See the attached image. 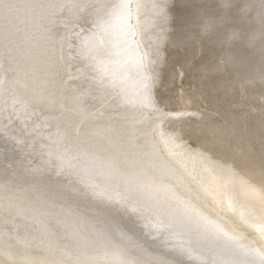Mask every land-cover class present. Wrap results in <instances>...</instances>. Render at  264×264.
Listing matches in <instances>:
<instances>
[{
    "label": "bare ground",
    "instance_id": "obj_1",
    "mask_svg": "<svg viewBox=\"0 0 264 264\" xmlns=\"http://www.w3.org/2000/svg\"><path fill=\"white\" fill-rule=\"evenodd\" d=\"M74 2L81 0H66L69 6ZM127 3L130 7L125 27L111 38L103 37L98 63L106 69L109 81H115L106 85L94 79L84 61L74 60L75 52H86L93 45H100L99 38L85 23L90 20L87 11L85 17L71 7L65 10L52 29L51 44L41 37V22L20 13L17 20L20 62L9 64L5 60L0 72V77L11 83L9 73L17 69L14 88L11 90L9 84L0 88V122H15L12 116L19 115L18 120L28 123L38 144H48L57 156L49 160L33 155L30 159L33 170L26 169L30 166H25L26 160L17 158L12 177L26 182L29 188L52 190L43 188L38 195L32 189V196L37 193L33 199L41 196L45 201L37 199L38 204L32 201L31 206L27 202L26 209L30 212L22 214L18 213V206L25 203L20 200L22 204H17L14 195L12 201L16 204L10 203L11 195L4 199L14 188L6 187L8 191L1 197L5 201L0 200V228L5 233L11 231L26 237L28 256L36 261L49 259L50 246H59L65 258H69L78 246L94 242L98 232L105 231L114 240L123 234L142 247L141 238L151 237L155 232L151 237L154 243L149 245H153L154 251H147L163 254L168 264H195L200 258H203L200 264L205 260L216 264L234 261L261 264L260 257L254 254H226L217 243L224 238L212 223H219V217L227 224L249 229L256 236L262 232L256 229L264 230V0H127ZM175 3L193 10L189 25L190 29L198 30L195 34L204 36L206 41H215L213 58L197 75L185 74L181 53L173 45L169 9ZM65 32L71 48L67 53L62 48ZM184 35L190 38L186 29ZM225 58L230 62L227 65L222 63ZM71 62L73 74L68 71ZM30 70H35L41 79H29L25 72ZM46 72L55 73L56 91L53 94L49 91L46 96L52 105H47L48 98L42 101L36 98L48 88L42 82ZM65 76H69L67 82ZM75 79L79 81L77 85L72 83ZM114 88L120 90L118 94L112 93ZM8 91H15L18 98L8 102L4 97ZM83 95L86 96L81 99ZM81 105L83 110L96 113L94 120L83 125L77 115ZM27 107L33 110L26 112ZM48 111L67 117V132L53 129L48 119L40 118V113ZM122 115L128 121L118 120ZM22 130H18L21 136L27 132ZM29 140L25 143H31ZM188 141L190 144H186ZM0 159L5 160L4 155ZM113 159L119 163H113ZM161 160L167 164L163 171ZM145 170L156 173L162 189L143 184L134 175ZM5 177L0 175V179ZM186 189L199 190L200 196L212 200L202 215L188 204L173 206L172 194L180 195ZM25 199L24 202L28 201ZM61 207L68 212L58 211ZM87 209L94 210V214L98 210L99 217L91 214V219L86 215ZM112 218L119 223L111 225ZM210 244L216 246L214 251H210L211 247L207 250ZM144 247L146 250L147 246ZM15 251L16 260L24 258L23 245H18ZM129 258L150 257L140 249H133ZM0 264H9L8 258L0 256Z\"/></svg>",
    "mask_w": 264,
    "mask_h": 264
},
{
    "label": "snow or ice",
    "instance_id": "obj_2",
    "mask_svg": "<svg viewBox=\"0 0 264 264\" xmlns=\"http://www.w3.org/2000/svg\"><path fill=\"white\" fill-rule=\"evenodd\" d=\"M70 7L71 10L77 13L88 12L90 20H86L85 23L90 25L93 35L100 40L99 46L93 45L88 51L79 53V57L85 62V66L93 72L94 79H97L101 85L110 82L114 84L115 81H109L106 69L98 61L103 46V37L111 38L125 27L130 7L127 0H81V2H74L71 6L66 3V0H25L23 3L21 0H0V72L4 70L5 60L9 64L15 63L18 65L20 62L17 54L20 48L18 42L20 30L17 26V20L21 12L41 22V37L45 42L51 44L52 29L56 26L57 19ZM76 19L78 23V15ZM61 42H63V39ZM69 51H71V48ZM108 54L114 55L115 52H109ZM25 75L33 81L41 79L36 75L35 70L27 71ZM16 76L17 69H12L9 73L11 83H9V79L0 77V88H3L5 84H9L10 89L14 88ZM54 76V72L43 74L44 79L42 82L51 90L50 94L56 91ZM77 115H79L82 125L87 121L94 120L96 117V113L83 110L82 105L77 110ZM104 131L107 134L108 130L105 129ZM112 162L119 163L116 159H113ZM165 167H167L166 162L161 160V171ZM134 175L143 184L153 188H163V185L158 182L159 177L151 170L134 172ZM186 203L190 208H194L197 214H203V205L196 207L191 200L186 201ZM217 219L220 222H213L212 226L224 238L222 241H217V243L226 254L230 256L254 254L260 257L261 264H264V236L257 237L247 228L227 224L219 217ZM241 228L242 230H239ZM256 231L264 230L256 229ZM28 243L26 237L11 231L5 233L4 229L0 228V256H6L9 264H168L163 254L149 253L140 244L123 234L120 235L119 239L114 240L105 231H99L94 242L78 246L69 258H65V254L59 249V246H50L49 259L36 261L28 256ZM18 245L24 246V258L20 260L15 259L17 255L15 249ZM133 249H140L145 256L150 258H129ZM204 264H216V262L205 260ZM233 264H252V262L234 261Z\"/></svg>",
    "mask_w": 264,
    "mask_h": 264
},
{
    "label": "rangeland",
    "instance_id": "obj_3",
    "mask_svg": "<svg viewBox=\"0 0 264 264\" xmlns=\"http://www.w3.org/2000/svg\"><path fill=\"white\" fill-rule=\"evenodd\" d=\"M81 16H85V17H87V14L86 13H84V12H82L81 13ZM76 31V30H75ZM68 34H67V32H65L64 33V36H63V38H64V42H63V46H62V48H63V51L65 52V53H67V51L69 50V48H68ZM211 42L212 43H215V41L212 39L211 40ZM80 51V50H79ZM79 51H77V52H75L74 54H76L75 56H74V60H76V61H80V60H82L80 57H79ZM107 51V50H106ZM73 60V59H72ZM73 60V61H74ZM224 60V61H223ZM222 60V63H225L224 65H227V62L228 63H230L229 62V59L228 58H225V59H223ZM83 61V60H82ZM74 63L73 62H71L70 64H69V66H68V71H69V73L70 74H73V72H74ZM68 79H69V76H65V78H64V81L65 82H67L68 81ZM78 80L77 79H75V80H73L72 81V83L73 84H75V85H77L78 84ZM6 85V84H5ZM48 89V90H47ZM47 89H44L43 90V92L41 91V93L39 94V95H37V97L36 98H38V99H40L39 101H42L43 99H46V98H48V97H46L48 94H49V91H51L49 88H47ZM115 89V90H114ZM113 90L114 91H112V93H119V89L118 88H114ZM12 90V89H11ZM86 95H83V96H81V99H84V97H85ZM6 99H7V101L9 102V101H11V100H14V99H16V98H18V94L17 93H15V91H8V94H6L5 96H4ZM49 99V98H48ZM51 99H49V102H48V100H47V105L48 104H51ZM52 105V104H51ZM32 108H30V107H27L25 110H26V112L27 111H30ZM33 110V109H32ZM19 115H13L12 116V119L15 121V122H11L10 120L8 121V122H0V134H1V136H0V141L2 140H4L3 142L1 141L0 142V157L2 156V155H4V157H5V160H1L0 159V172L2 171V169L3 170H5V173H7V174H5L4 173V171H3V174H0L2 177H4V175H6L7 177H5L6 179L7 178H10V181H8V180H6L5 178H1L0 180H1V187H0V200H4L5 198H7V197H9L10 195V197H12L13 195V197L15 198H8V199H11L10 201H12L13 199V201H15L16 199L17 200H19V201H17L16 200V203L17 204H22L21 203V201L23 202V203H25V204H22L23 205V207L22 206H18L19 208L18 209H20L19 211H18V209L16 210V214H18L19 212H21L22 214H23V211H25L27 214H29V212H30V210H27L26 209V207L27 206H31V205H34L33 203H31L32 201L33 202H37V204H38V202L39 201H37V199H38V197L36 198V200L35 199H33V196L35 195V194H37L38 193V195L39 194H41V191H43V188L45 189V188H48V187H37V186H32V188H29L26 184V182L24 183L23 181L21 182L20 180H18V179H15L14 177H12V175H14L15 173H16V171H14L15 170V164L18 162L17 160H19V159H17V158H22L21 159V161H25V166L26 165H28V164H30V166L28 165V166H26V169H28V170H33V166H32V163L30 162V159H32V156L33 155H40L42 158H48L49 160H52V159H55V155L57 156V154H54V152L52 151V150H55L54 148L52 149V147L51 148H48L49 146H47L48 144H38V142H37V140H36V138H35V134H33L31 131H30V128H28V123L27 122H25V121H22V120H18V117ZM40 118L42 119V120H45V119H48V122H49V124L51 125V127H53V129H56V130H58V131H61V132H67L68 131V123H67V117L66 116H62V115H56L55 113L53 114H51V112H47V113H45L44 114V112H42V113H40ZM20 119V118H19ZM118 120H120L121 122H126V121H128V118L126 117V116H124V115H122V116H119V119ZM52 122H53V124H52ZM23 125H22V124ZM34 123V122H33ZM70 123V122H69ZM3 124H5V126L3 125ZM25 124V125H24ZM16 125H20L21 127H18V126H16ZM13 128V129H12ZM14 128H17L16 130L14 129ZM18 128H20V129H18ZM21 129H23V130H25V131H23L22 130V133L23 132H26V134H24V135H22L21 136V131H18V130H21ZM8 130H9V132H8ZM7 131V132H6ZM11 133V134H10ZM4 134V135H3ZM28 134V135H27ZM29 134H32V135H34V136H32V135H29ZM28 136H30L31 137V141L28 139ZM11 137V138H10ZM12 137H16V140L14 139V138H12ZM8 138V139H7ZM35 138V139H34ZM11 140L10 142L8 141V140ZM15 140V143L18 145H15V143L13 144V140ZM34 141H33V140ZM5 140H7V141H5ZM27 140H29L31 143H29V144H26L27 143ZM187 140H190V139H187ZM33 141V142H32ZM37 142V144H36V142ZM11 142H12V144L14 145H12L11 144ZM26 142V143H25ZM69 142H71L70 140H69ZM30 144H32V145H30ZM186 144H190V141H188V142H186ZM37 145V146H36ZM46 145V146H45ZM23 146V149L21 148ZM26 146V148H24ZM32 146H36V149H37V147H38V149H40L39 151L38 150H36V149H32L31 147ZM39 146H40V148H39ZM11 147V148H10ZM42 147H45V148H42ZM48 148V150H47V148ZM10 148V149H9ZM24 149H28V150H24ZM29 149H32L31 151H29ZM45 149H46V151H45ZM21 150V151H20ZM41 150H44V151H41ZM50 150V151H49ZM27 151V152H26ZM49 151V152H48ZM48 154H47V153ZM51 152H53L52 153V155L50 154ZM4 153V154H3ZM28 153V154H27ZM41 153V154H40ZM55 153H56V150H55ZM26 154V155H25ZM43 154V155H42ZM45 154V155H44ZM10 155H13V156H10ZM24 155V156H23ZM54 155V156H53ZM19 156V157H18ZM21 156V157H20ZM14 157V158H13ZM16 157V158H15ZM73 156H68L67 158H72ZM12 159H14V160H12ZM24 159V160H23ZM156 159V158H155ZM15 161V162H14ZM155 161H157V159L155 160ZM156 163V162H155ZM3 166V167H2ZM7 167V168H6ZM35 167H37L36 165H35ZM8 170V171H6V169ZM10 169H12V170H10ZM10 173H12L11 174V177L12 178H14L17 182H15V180L13 179L12 181H11V177H10V175L9 174ZM37 173V172H36ZM38 174V173H37ZM180 175H183V173H179ZM39 175V174H38ZM9 176V177H8ZM163 176V175H162ZM83 178V177H82ZM166 179V178H165ZM181 178H179V180H180ZM20 181V182H19ZM7 182H9V184H6ZM11 182V183H10ZM14 182H15V184H14ZM3 183V184H2ZM16 183H18V185L16 184ZM20 183H22V184H20ZM23 183L25 184V185H23ZM5 184V185H4ZM12 184V185H11ZM16 185V186H15ZM21 185H22V188H21ZM10 186H13L14 188H12L11 189V187ZM20 187L21 188V190L24 192V195H22L23 194V192L22 191H19L18 192V190L20 189V188H18V187ZM24 186V187H23ZM8 189H11V190H13V191H16V193H18V195H19V197H21V199H19V198H16V196H17V194L15 193V192H13V193H15V194H13L10 190V192H7L8 190H7V188ZM25 187H27L26 189H29V193H28V190H26L25 189ZM34 187V188H33ZM36 187L38 188V189H40V190H38V189H36ZM16 188V189H15ZM17 188H18V190H17ZM24 188V189H23ZM32 189L34 190V191H36L35 193H34V195L32 196V194L31 193H33V191H32ZM36 189V190H35ZM46 191L48 190H52L51 188H49V189H45ZM192 189H186V191H181V193L182 194H180V195H178V192H174L172 195H175L174 196V198L172 199V201H173V206H179V205H184V204H187L186 203V201H188V200H191V202H192V204L193 205H195L196 207H199L200 205H201V202L203 201H206L204 204H203V209H207L208 207H209V203L212 201V200H206V198H205V196H200L201 194L200 193H202L201 191H199V190H192ZM3 191V192H2ZM26 191V192H25ZM38 191H40V192H38ZM7 192V194H5V193ZM22 192V194H21V196H20V193ZM31 192V193H30ZM45 192V191H44ZM160 192V191H159ZM10 193V194H9ZM12 193V194H11ZM26 193H27V195L28 194H30V196L28 195V196H26ZM2 194H5V195H2ZM9 195V196H8ZM5 196V197H4ZM22 196L24 197L23 199H25V197L27 198V200L28 201H26V202H24L23 201V199H22ZM1 197H4V199L3 198H1ZM29 198H32V200H29ZM39 199L41 200L42 198H41V196L39 197ZM38 199V200H39ZM21 200V201H20ZM42 200H44L45 201V199H42ZM5 201V200H4ZM10 202V203H15V202ZM30 201V202H29ZM27 202H29V204L26 206V204H27ZM40 202H43V201H40ZM123 202H125V201H123ZM15 203V204H16ZM15 204H13V205H15ZM19 204V205H20ZM25 205V206H24ZM23 209H21V208ZM62 208V207H61ZM26 209V210H25ZM63 209H64V211H65V209L66 208H62V209H60V210H58V211H61L63 214H64V211H63ZM133 209V208H132ZM131 209V210H132ZM194 209V208H193ZM68 209H66V211H67ZM90 210V209H89ZM88 209L85 211L86 212V215H87V213H88V215H89V217L91 216V214H92V216L93 217H95V218H98L99 216H98V210H96L97 212H95V214H94V210H90L89 211ZM17 211H18V213H17ZM75 212H77L78 210H74ZM88 211V212H87ZM100 211V210H99ZM31 212H32V210H31ZM61 212H60V214H61ZM68 212V211H67ZM92 212V213H91ZM101 212V211H100ZM34 213V212H33ZM90 213V214H89ZM59 214V213H58ZM95 215V216H94ZM17 216V215H16ZM63 216H65V215H63ZM98 216V217H97ZM91 219H93L92 217H90ZM117 223H119L115 218H112L111 219V225H113V226H115ZM154 233V234H153ZM153 233H151V237H153L152 235H155V232H153ZM264 234V231H262V232H260V233H258L257 234V236L259 237V234L261 235V236H263L262 234ZM150 237V235H149V237H142L141 239H143L144 240V243L142 242V245H143V249H145V245L147 246V247H152V249L151 250H149V249H147V247H146V251L148 250L149 252H152V251H154V247H153V245H151V246H149L150 244H153L154 243V239H152ZM206 237H208V236H206ZM150 238V239H149ZM147 239H148V241H147ZM207 239V238H206ZM208 239H209V237H208ZM207 239V240H208ZM143 240H141V241H143ZM149 240H150V242H149ZM145 242L147 243V244H145ZM153 242V243H152ZM149 243V244H148ZM183 243H184V241H183ZM185 244V243H184ZM188 244V243H187ZM191 244V243H190ZM189 245V244H188ZM213 245V244H212ZM211 244L209 245V247L207 246L206 248H207V250L208 249H210V247H211V249H210V251H212V249L213 248H216V246H212ZM215 249H213V251H214ZM147 251V252H148ZM200 259H201V261H200ZM200 259H197V260H199V263H198V261L196 262H194L195 264H200L201 262H203V258H200ZM206 259V258H205ZM194 260V259H193Z\"/></svg>",
    "mask_w": 264,
    "mask_h": 264
},
{
    "label": "water",
    "instance_id": "obj_4",
    "mask_svg": "<svg viewBox=\"0 0 264 264\" xmlns=\"http://www.w3.org/2000/svg\"><path fill=\"white\" fill-rule=\"evenodd\" d=\"M169 17L172 22L173 45L179 54L181 53L179 57L182 56L185 74L197 75L205 63L213 58L214 45L211 41H206L204 36L200 37L199 34H195L198 30L192 27L190 29L189 23L193 19V10L190 7L175 3L169 9ZM177 28L181 31L179 30L180 33L174 36ZM185 29L190 32V38L185 37Z\"/></svg>",
    "mask_w": 264,
    "mask_h": 264
}]
</instances>
